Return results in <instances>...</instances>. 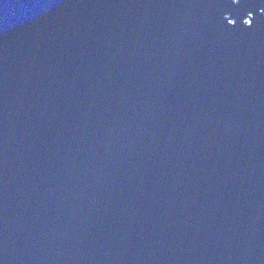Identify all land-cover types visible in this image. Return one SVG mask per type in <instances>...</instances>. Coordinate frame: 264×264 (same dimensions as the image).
Listing matches in <instances>:
<instances>
[{
    "label": "water",
    "instance_id": "water-1",
    "mask_svg": "<svg viewBox=\"0 0 264 264\" xmlns=\"http://www.w3.org/2000/svg\"><path fill=\"white\" fill-rule=\"evenodd\" d=\"M0 264H264V0H0Z\"/></svg>",
    "mask_w": 264,
    "mask_h": 264
},
{
    "label": "snow or ice",
    "instance_id": "snow-or-ice-1",
    "mask_svg": "<svg viewBox=\"0 0 264 264\" xmlns=\"http://www.w3.org/2000/svg\"><path fill=\"white\" fill-rule=\"evenodd\" d=\"M233 3H235V0H233Z\"/></svg>",
    "mask_w": 264,
    "mask_h": 264
}]
</instances>
